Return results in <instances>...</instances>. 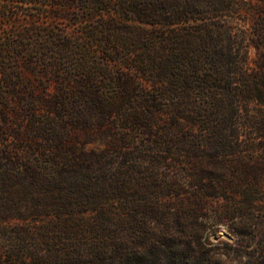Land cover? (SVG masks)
I'll use <instances>...</instances> for the list:
<instances>
[{"label": "trees", "instance_id": "16d2710c", "mask_svg": "<svg viewBox=\"0 0 264 264\" xmlns=\"http://www.w3.org/2000/svg\"><path fill=\"white\" fill-rule=\"evenodd\" d=\"M61 1L88 15L101 13L104 20L93 30L112 28L115 43L119 25L135 28L125 57L135 52V81L149 82L135 86V100L142 102L135 103V136L126 132L135 159H119L131 151L121 150L115 136L112 152L87 149L91 140H73L82 129L61 127L53 117L29 132L60 134L48 144L25 143L20 133L19 141H8L0 126V237H13L19 251L29 237L37 243L35 253L0 254V264H183L203 229L186 226L187 211L170 207L166 198L190 186L237 189L252 170L264 169L251 163L258 149L264 158V144L256 145L264 133V0ZM6 6L0 1V11ZM84 58L91 72L84 101L98 119L92 134L116 111L130 121L95 78L102 74L115 83L117 72L93 55ZM8 100L2 89V107ZM147 151L155 158L145 165ZM160 153L171 154L179 173L156 172L166 160ZM235 161L247 165L241 170ZM260 198L251 195L249 202ZM46 216L52 223L41 225Z\"/></svg>", "mask_w": 264, "mask_h": 264}, {"label": "rangeland", "instance_id": "374dc122", "mask_svg": "<svg viewBox=\"0 0 264 264\" xmlns=\"http://www.w3.org/2000/svg\"><path fill=\"white\" fill-rule=\"evenodd\" d=\"M0 1L7 5L0 11V91L3 89L9 99L6 107H2L0 101V126L6 129L7 140L19 141L16 133H20L25 143H52L60 134L32 137L29 132L31 128L49 126L47 121L53 117L61 127L72 131L82 129V135L79 138L75 135L73 140L78 144L91 140L85 145L87 149L100 147L111 151L115 136L121 150L131 151L128 155L121 154L119 159H135V142L126 132L135 136V103L142 102L139 98L135 100V86L140 81L146 85L149 83L144 77L135 81L138 69L135 67V52L130 58L125 57L129 50L126 43L135 39V28L119 25L115 31L120 41L115 43L111 39L112 28L93 30L104 20L101 13L85 14L74 3L61 0ZM132 46L135 48V43ZM113 49L120 52L116 58L112 56ZM84 54L97 57L108 71L117 72L115 83L110 76L101 74L95 78L103 85V91L115 95L117 107L130 115V121L128 116L116 111L100 125L98 134V131L92 134L98 127V119L89 112L84 101L89 85L87 77L91 73ZM252 56H256L254 48ZM124 71L133 78L120 75ZM88 131L91 134L87 135ZM253 133L261 132L255 129ZM259 135L262 137L256 145L260 147L264 144V133ZM259 153L260 149L251 163L264 167V158ZM160 154L166 160L159 163L156 172L160 176L179 173L178 165L171 163V154ZM141 157L145 165L152 164L155 154L147 151ZM233 164L241 170L247 165L246 161ZM242 182L237 189H193L190 186L182 189L179 196L166 198L170 207L187 211L183 218L186 226L203 229L200 244L193 246L196 252L193 248L187 249L183 264H264V169L252 170L250 178ZM209 191L212 194L209 195ZM251 195L261 198L250 204ZM138 204L136 201L135 205ZM48 219L46 216L41 225L52 223V219ZM163 221L171 219L164 218ZM189 238L191 236L186 234L187 241ZM46 243L41 240L39 245L45 247ZM36 244L33 237H29L20 247L25 250L24 254L35 253ZM16 246L19 243L13 237H0L2 256L22 254L24 250L13 249Z\"/></svg>", "mask_w": 264, "mask_h": 264}]
</instances>
